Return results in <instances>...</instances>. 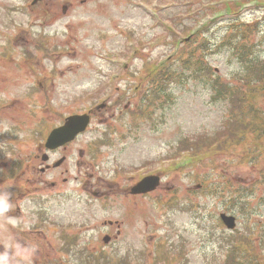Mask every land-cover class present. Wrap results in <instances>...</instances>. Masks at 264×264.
Wrapping results in <instances>:
<instances>
[{"label":"rangeland","instance_id":"rangeland-1","mask_svg":"<svg viewBox=\"0 0 264 264\" xmlns=\"http://www.w3.org/2000/svg\"><path fill=\"white\" fill-rule=\"evenodd\" d=\"M225 1L244 3L249 0H0V52L7 39L4 34L14 31L17 41L14 53L12 49L15 61L11 67L18 66L25 49L34 56V61L47 62L48 67L33 64L38 66L37 76L27 68L13 67V76L18 78L16 86L6 93V98L1 95L2 99L16 100L18 116H0V130L2 134H14L19 145L24 144L28 130L37 127L41 117L47 129L37 134L39 141L61 117L73 112H89V107L98 102L96 97L104 91L102 82L108 77V70L122 75L123 70H115V64L125 62L128 40H135L144 49L130 62L123 81L126 84L143 77L145 84L149 82L153 59L164 61L170 54L174 60L172 75L165 83L166 88L169 86L168 96H153L151 92L150 102L141 103L137 99H122V95L116 93L105 109L91 112L95 113L91 129L54 157L69 155L64 167L42 175L39 169L43 164L37 160L34 171L18 179L15 185L8 183L21 194H32L33 200L46 197L43 208L48 215H34V212L39 213L38 208H34L25 195L19 202L20 213H16L17 217L12 213L6 221L16 222L17 226L31 232L35 221L58 220L57 228L47 234L45 245L53 249V255L47 251L46 264L56 262V258L60 264H74L76 260L66 251L60 255L56 247L60 249L63 242L68 249L74 242L73 235L79 236L87 229L89 233H83L93 242L90 247L97 250L85 264H130L112 257L111 253L115 250L120 255L128 252L133 255L141 248H145L140 256L145 264H167L172 257L174 260L169 264H227L230 253L235 254L231 264H264V87L255 88L257 78L264 76V67L261 64L253 69L251 65L243 67L240 61L250 55L264 60V8L248 11L247 6L242 16L222 19L218 11ZM209 3L213 8L204 14L203 5ZM154 17L160 21L152 20ZM207 22L208 26L198 31L196 39L177 57L171 45L174 39L171 34L176 35V39L182 38ZM191 24L192 31H188ZM39 33L44 34L46 41L42 46L46 51L41 53L33 48ZM11 57V46L7 45L0 60L7 62ZM111 57L113 69L109 66ZM43 72H49L51 78L47 98L43 101L36 98L37 106L30 118L26 92ZM161 85L160 78L156 86ZM216 89L221 91L217 100ZM125 105L128 110L123 109ZM100 114L104 116L98 121ZM106 124L119 134L126 133L123 141L131 147L133 142H143L146 148L134 156L136 164L145 163L150 156L151 159L180 157L177 170L162 175L157 191L145 198L138 197L137 204L130 205V214L121 217L112 213V204L114 209L116 200L125 204L129 197L126 201L117 196L112 198L108 202V213L101 202L87 204L86 194L95 190L97 184L108 196L112 194L105 189L106 167L103 163L88 165L85 153L77 203L72 200L61 203L55 195L56 189L48 183L54 179L58 188L67 193L76 188L73 150L86 149L88 141L96 135L94 127ZM128 129L137 131L131 134ZM35 134V130L29 133L34 153L38 137ZM11 139L5 137L0 145L10 147ZM256 150L261 153L255 154ZM1 158L7 160V172L12 168L13 158L10 159L9 152ZM157 164L154 161L149 168ZM65 169L68 174L64 173ZM91 169L95 177L89 180ZM3 173L0 170V180L6 178ZM64 178L66 184L62 183ZM20 184L31 190L25 191ZM4 185L0 183V189ZM53 196L55 207L61 206L60 218L55 214L58 208L47 204ZM237 197L243 199L242 204L236 202ZM6 208L4 205L2 211ZM220 213L236 217L235 232L222 226ZM90 218L93 221L88 220ZM107 218L122 221L121 234L103 225ZM56 229L64 231L65 239L53 245L51 232ZM107 230L114 234L111 238L119 237L105 245L102 238ZM29 241L35 248V241L30 238ZM22 252L23 249L16 251L18 263L31 253V262L24 264H43L42 251L36 252L35 248Z\"/></svg>","mask_w":264,"mask_h":264},{"label":"flooded vegetation","instance_id":"flooded-vegetation-1","mask_svg":"<svg viewBox=\"0 0 264 264\" xmlns=\"http://www.w3.org/2000/svg\"><path fill=\"white\" fill-rule=\"evenodd\" d=\"M12 41V38H8V41L5 42L1 48L9 45V43ZM1 53V52H0ZM42 61V60H41ZM28 62V61H27ZM12 62L8 63H2L0 64V116L4 117H14L15 114L11 113L12 111L10 110L13 108L15 104V100L8 104L5 99H2L1 95L3 94L6 98V93L13 88V86L16 84V80L18 79L16 76H13V69L18 68V69H23L27 68L28 70L31 71V73L34 76H37L38 71L35 69L38 68V66L30 65L27 66L28 64L26 62H20L18 63V66H13L11 67ZM31 64H36L41 67H47V62H40V61H32ZM43 76L39 77L33 85L30 86L28 89V93L33 94L35 96V100L37 97L41 99V101L45 100L47 98V93L44 88V82L48 78V72H43ZM32 90H36L35 92H32ZM5 101V102H3ZM8 107V108H6ZM104 116V114L98 115V121L101 120V118ZM92 120H95V115L92 116ZM23 122V120H21ZM43 124L41 125V127ZM21 127V125H20ZM22 128V127H21ZM6 133L2 134V130H0V142L2 141V138L5 136ZM12 138L8 143L9 146L7 145H0V151H3V156L6 154V152H9L10 159L13 158L12 163V168H9L8 171L6 172L7 169V162L4 160V158L0 157V168H1V163H2V168L4 170V175H6V178L4 179L3 184L4 187L3 189H0V210L1 207L4 205L7 206V208L4 210V215H2L3 218H10L12 213H20L19 209V202H21L25 195L27 197V201L32 202L34 208H38L39 212H44V205L47 202V198L44 196H40L39 200H33L32 194L26 193V194H21L17 192L15 186H11L8 183H11L12 185H15L18 179H23L28 172L34 171V160L40 158L42 156L43 160H46L44 162V168H40L41 174L45 175L47 172L54 170V169H59L62 166L66 165L67 163V158H70L69 155H62L61 158H64L63 163L58 167L55 168V163L58 161V158H54L59 151H64L66 149V145L55 149V150H50L48 151L45 147V144L43 142L39 143L37 146V150L35 153L33 152V146L32 142L30 140H24L23 145H19L18 143L15 142L16 137H10ZM89 143V142H88ZM19 151V153H16ZM48 155H44L46 152ZM84 150L81 149L80 147H76L73 150V153L71 155V159L73 158L74 160V165H73V172L76 173V176H73L74 180L76 181V188L73 189L72 192H65L64 189L60 188H55V183L54 179L50 182V186L52 189H56V197L59 199L61 203H64L65 201L72 200L74 202H78V197L80 193L79 189V177H80V169H81V158L83 157ZM45 156V157H43ZM57 160V161H56ZM18 171V172H17ZM64 173H69L67 169L64 170ZM63 184L67 183V179L64 178L62 181ZM20 187H22L25 191L31 190L28 189L24 184H20ZM34 195H39V194H34ZM1 201H3V205L1 204ZM37 203L38 205L34 204ZM55 202L54 196L51 197L50 202L47 204L51 205V203ZM49 209V207H48ZM50 211V210H49ZM30 212V211H29ZM46 213V212H44ZM47 214V213H46ZM48 215V214H47ZM17 217V216H16ZM34 222V221H33ZM35 226L30 227V231L28 232L27 230L24 229L23 226H17L16 222H9L6 220H1L0 216V264H24L23 262H31V253L28 254V257L20 260V262H17L16 259V251L18 249H23L22 254H24V251H27L30 249H35L36 252L38 250L42 251V260L43 264H46V257L49 252V254L52 256L53 255V249L52 248H46V240H47V234L50 232L52 228H57L58 221H51V220H39L38 222L35 221ZM24 224V223H23ZM56 226V227H55ZM33 233V234H30ZM52 240H53V245L57 242V240L62 241L64 232L61 230H54L51 232ZM29 238L31 240L35 241V248L31 245V242L29 241ZM57 250H60V253L63 250V242L62 246L59 249L56 247ZM48 251V252H47ZM48 254V255H49ZM58 258H56V262L50 263V264H60L57 262ZM35 263V262H34ZM36 264V263H35ZM37 264H40L37 262Z\"/></svg>","mask_w":264,"mask_h":264},{"label":"water","instance_id":"water-1","mask_svg":"<svg viewBox=\"0 0 264 264\" xmlns=\"http://www.w3.org/2000/svg\"><path fill=\"white\" fill-rule=\"evenodd\" d=\"M87 124V120L83 116H73L67 119V122L64 126L55 129L49 136L48 143L50 147L61 145L64 142H67L73 138V136L82 131ZM150 182L145 188L144 183L140 186V191L152 190L156 187L157 181L155 184ZM227 221V220H226Z\"/></svg>","mask_w":264,"mask_h":264},{"label":"trees","instance_id":"trees-1","mask_svg":"<svg viewBox=\"0 0 264 264\" xmlns=\"http://www.w3.org/2000/svg\"><path fill=\"white\" fill-rule=\"evenodd\" d=\"M241 63L243 64V67H248L251 65V68L253 69L256 65H260L262 64V62H260L258 60L257 57H254L253 55L251 56H248L247 58L245 59H240ZM259 78H262V77H259ZM215 93H218L220 94V92L216 89L215 90ZM215 99H218V96L215 97Z\"/></svg>","mask_w":264,"mask_h":264}]
</instances>
